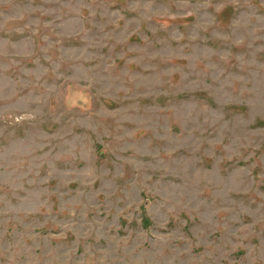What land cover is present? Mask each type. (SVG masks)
<instances>
[{
	"label": "rangeland",
	"instance_id": "374dc122",
	"mask_svg": "<svg viewBox=\"0 0 264 264\" xmlns=\"http://www.w3.org/2000/svg\"><path fill=\"white\" fill-rule=\"evenodd\" d=\"M0 264H264V0H0Z\"/></svg>",
	"mask_w": 264,
	"mask_h": 264
}]
</instances>
